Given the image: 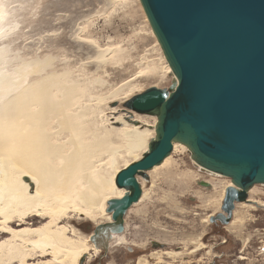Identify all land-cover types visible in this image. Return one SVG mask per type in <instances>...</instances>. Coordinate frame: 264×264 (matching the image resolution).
I'll list each match as a JSON object with an SVG mask.
<instances>
[{
    "label": "bare ground",
    "instance_id": "bare-ground-1",
    "mask_svg": "<svg viewBox=\"0 0 264 264\" xmlns=\"http://www.w3.org/2000/svg\"><path fill=\"white\" fill-rule=\"evenodd\" d=\"M2 13L0 11V24ZM152 32L158 41L153 29ZM92 43L99 54L88 70L97 66L101 68L99 71H105L109 66L120 64L126 54V48L119 43L108 46L95 40ZM4 53L0 50V62ZM29 65L32 68L26 71ZM49 67L50 64L44 66L39 62L24 63L22 69L15 68L17 80L0 77V234L4 236L0 241V264H33L35 261L36 264H82L86 255L104 253L101 246L91 243L90 235L84 236L62 222L73 214L77 220L87 219L97 227L116 223L107 212L108 202L121 199L127 193L116 185V178L122 170L139 162L157 138V115L138 114L126 108L135 117L126 122V114L107 107L114 102L127 104L135 97L130 94L134 86L121 94L130 81L105 95L100 92L104 85L99 80L91 89L71 74L46 73ZM167 71L174 77L172 88H176L178 79L168 62ZM146 72L158 75V67L148 66ZM28 76L34 78L29 80ZM148 116L153 117V124L143 121ZM180 147L186 149L204 171L227 177L201 166L186 145L175 141L173 152L160 165L146 172L148 178ZM139 182L143 194L135 206L147 196L148 179L139 177ZM256 186L264 184L248 189V199L236 205L255 209L256 206L250 204L254 202L264 206L250 199ZM231 187L241 191L232 180L225 192L222 191L223 203ZM35 219L42 223L33 226L30 222ZM235 221L231 220L226 226L232 227ZM101 228L103 236L105 228ZM126 233L125 219V231L113 234L110 247L114 242L126 244ZM203 246L196 244L189 254L201 251ZM162 254L180 256L170 251ZM151 257L158 261L163 259L158 251Z\"/></svg>",
    "mask_w": 264,
    "mask_h": 264
},
{
    "label": "rangeland",
    "instance_id": "rangeland-1",
    "mask_svg": "<svg viewBox=\"0 0 264 264\" xmlns=\"http://www.w3.org/2000/svg\"><path fill=\"white\" fill-rule=\"evenodd\" d=\"M0 11V50L5 52L0 77L17 80V68L39 62L52 67L46 73L71 74L91 89L99 80L105 95L129 81L121 94L134 86L133 97L152 87L170 90L174 86L139 0H0ZM92 40L102 46L121 44L126 48L122 62L105 68L106 72L97 66L88 70L99 54ZM148 66H157L158 75L146 72ZM125 104L114 102L107 107L126 114L124 121L129 122L135 117ZM145 118L143 121L154 123L152 116ZM149 176L146 198L125 217L128 244L114 242L108 252L102 248L104 253L86 255L82 264H264V206L254 202L250 204L255 209L236 205L232 227L219 219L210 222L211 216L223 212L221 196L232 182L230 178L204 171L182 147ZM202 182L210 183V188ZM250 199L264 203V186H256ZM30 223L39 226L42 222L35 219ZM62 225L90 235L91 243L95 242L98 227L93 222L70 214ZM3 237L0 234V241ZM196 244H203L202 250L189 254ZM157 251L162 261L151 257ZM164 251L180 256L167 257Z\"/></svg>",
    "mask_w": 264,
    "mask_h": 264
},
{
    "label": "water",
    "instance_id": "water-1",
    "mask_svg": "<svg viewBox=\"0 0 264 264\" xmlns=\"http://www.w3.org/2000/svg\"><path fill=\"white\" fill-rule=\"evenodd\" d=\"M140 1L178 85L171 92L152 87L126 104L138 114L157 115L159 124L149 152L116 178L127 190L108 202L116 223L102 225L103 236L98 227L92 239L105 252L142 197L139 177L149 179L146 172L173 152L175 141L241 188L227 189V217L219 214L212 222L229 224L248 189L264 184V0Z\"/></svg>",
    "mask_w": 264,
    "mask_h": 264
}]
</instances>
